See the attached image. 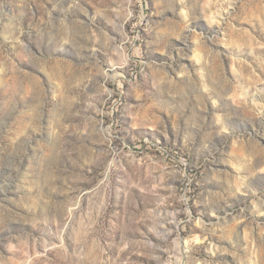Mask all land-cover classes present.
Returning <instances> with one entry per match:
<instances>
[{
  "label": "rangeland",
  "instance_id": "rangeland-1",
  "mask_svg": "<svg viewBox=\"0 0 264 264\" xmlns=\"http://www.w3.org/2000/svg\"><path fill=\"white\" fill-rule=\"evenodd\" d=\"M0 264H264V0H0Z\"/></svg>",
  "mask_w": 264,
  "mask_h": 264
}]
</instances>
